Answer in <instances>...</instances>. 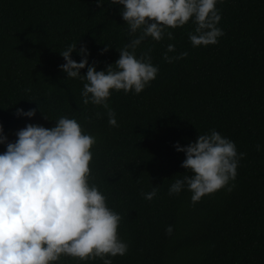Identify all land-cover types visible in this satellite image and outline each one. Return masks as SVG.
Here are the masks:
<instances>
[{
	"label": "trees",
	"instance_id": "16d2710c",
	"mask_svg": "<svg viewBox=\"0 0 264 264\" xmlns=\"http://www.w3.org/2000/svg\"><path fill=\"white\" fill-rule=\"evenodd\" d=\"M216 9L224 35L215 45L193 47L189 33L196 25L190 20L167 29L174 39L147 37L137 46L136 58L148 53L158 73L140 94L111 90L108 105L118 125L111 126L108 110L83 103L87 81L67 77L60 53L76 44L71 58L79 63V50L86 48L82 76L88 66L115 68L119 51L135 38L122 18L123 5L0 0L3 135L14 143L28 124L50 129L67 117L95 137L88 182L121 216L118 235L128 245L125 255L106 257L112 264H264V0H217ZM169 44L175 45L170 57L188 55L166 62ZM17 109L36 113L17 116ZM212 130L234 142L238 156L245 154L235 179L195 204L187 185L169 195L177 179L193 175L181 166L186 156L175 145L187 147ZM6 148L0 144V154ZM154 187L155 197L145 199ZM54 264L103 260L61 256Z\"/></svg>",
	"mask_w": 264,
	"mask_h": 264
},
{
	"label": "clouds",
	"instance_id": "9594fccd",
	"mask_svg": "<svg viewBox=\"0 0 264 264\" xmlns=\"http://www.w3.org/2000/svg\"><path fill=\"white\" fill-rule=\"evenodd\" d=\"M95 2L102 6L104 0ZM111 2L123 5L122 18L129 26V35L135 37L119 51L115 68L108 65L106 71H97L93 65L88 66L85 76L80 75V70L88 65L87 50L81 47L84 58L77 63L71 58L76 44L60 53L66 61L60 67L67 77L87 81L81 93L83 103L102 106L108 110L109 124L118 126L108 105L111 90L140 94L158 73L148 53L139 59L135 56V49L145 38L161 41L167 35L169 40L174 39L167 29L182 27L190 20L196 25L194 34L189 33L193 47L215 45L224 33L217 27L221 20L217 0ZM138 30L140 34L136 36ZM110 47L108 44L102 54ZM174 51L175 45L169 44L164 54L166 62L188 55L182 52L170 57L168 53ZM35 113V109H17L15 114L32 118ZM96 115L101 116L99 112ZM16 136L14 143L7 142L0 125V144L7 143L6 151L0 154V264H54L61 256L81 261L100 258L103 264H112L106 257L125 255L128 245L118 235L121 216L88 182L90 149L96 143L95 137L85 134L75 119L67 117L59 118L50 129L28 124ZM175 147L186 156L181 166L193 175L177 179L170 186L169 195L179 194L187 185L194 204L228 186L237 175L239 159L245 155L238 156L235 143L216 130L199 135L187 147ZM259 148L257 145V151ZM156 191L154 187L143 195L152 200ZM172 231V226H168L166 233L171 235Z\"/></svg>",
	"mask_w": 264,
	"mask_h": 264
}]
</instances>
